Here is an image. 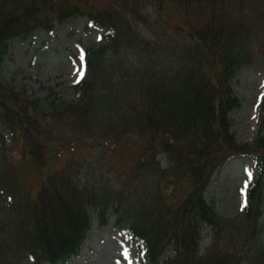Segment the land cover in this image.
Listing matches in <instances>:
<instances>
[{
  "label": "trees",
  "instance_id": "16d2710c",
  "mask_svg": "<svg viewBox=\"0 0 264 264\" xmlns=\"http://www.w3.org/2000/svg\"><path fill=\"white\" fill-rule=\"evenodd\" d=\"M225 1L0 0V65L36 29L79 16L105 28L82 44L75 98L38 96L0 73L11 137L0 134V264L64 262L107 225L138 237L142 264H264V117L239 143L229 116L240 107L230 80L257 49L253 31L235 36L246 24ZM232 154H253L256 170L226 217L204 191Z\"/></svg>",
  "mask_w": 264,
  "mask_h": 264
},
{
  "label": "rangeland",
  "instance_id": "374dc122",
  "mask_svg": "<svg viewBox=\"0 0 264 264\" xmlns=\"http://www.w3.org/2000/svg\"><path fill=\"white\" fill-rule=\"evenodd\" d=\"M225 3L230 18L242 17L246 24L242 31L233 32L235 36L246 43L247 35L253 31L257 49V55L231 79L232 89L241 101V106L230 113L231 131L238 142L246 143L256 137L264 117V53L258 50L264 43V18L253 12H264V0H226ZM239 9L246 11L245 15ZM102 34L103 29L86 17L70 18L56 24L51 32L35 30L31 38L9 43L0 73L6 77L14 73L28 92L38 96H45L52 88L60 97L75 98L78 93L72 91L71 85L85 70L82 44L97 42ZM0 134L10 142V135L3 131L1 124ZM158 158L165 165L163 155ZM254 168L253 158L232 156L214 175L206 194L221 214L236 212L242 203L240 194L246 189L245 177ZM141 255L144 254L134 240L115 227L107 226L93 230L79 255L64 264H140ZM21 263H31V259L22 257Z\"/></svg>",
  "mask_w": 264,
  "mask_h": 264
}]
</instances>
